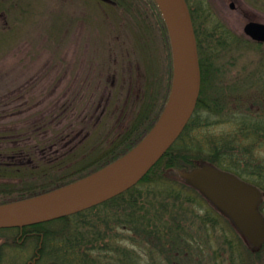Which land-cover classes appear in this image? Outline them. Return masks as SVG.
<instances>
[{
    "label": "trees",
    "instance_id": "obj_1",
    "mask_svg": "<svg viewBox=\"0 0 264 264\" xmlns=\"http://www.w3.org/2000/svg\"><path fill=\"white\" fill-rule=\"evenodd\" d=\"M99 1L110 4L121 18L127 19L133 34L140 41V57L145 67L140 80L138 75L136 78L133 76L132 84L127 90V97L132 96V92L136 95L139 89L141 90L133 122L123 132L112 137L104 148L98 146V151L103 149L93 154L91 144L88 142L87 146L85 138L75 140L88 129V116L78 114L80 128L72 122L64 124L69 108L64 103L59 104L60 117L54 119V111H51L49 119L36 123L42 130H56L52 140L40 136L38 143L44 146L43 149H39L37 145L34 149L31 147L26 150L27 146H22L26 138L18 135L15 137L13 154L8 156L3 164L0 159V204L61 187L117 160L143 139L165 107L173 80L169 39V56L167 54V62L162 64L151 49L152 44L149 47V41L145 38L149 35H144L141 28L153 16L157 26L164 27V34L168 38V30L157 2ZM187 1L195 28L202 72L201 94L192 118L175 144L133 188L87 211L17 229L28 240L35 239L41 244L40 249L38 248L39 254H47L46 247L58 241L57 237L62 234L66 236V240L60 241L65 252L75 247L114 252L116 249L106 245V237L115 235L112 232L123 226L133 231V242L137 241L140 246L148 249L153 257L159 254L154 260L152 257L151 264H185L179 260L181 255L185 258L195 254L197 258H201L197 248H200L206 227L216 224L217 219L211 218L208 213L199 214L198 211L202 210L200 199L203 198L213 209L225 215L180 175L183 171L203 164L214 165L257 185L264 197V160L256 155V150L264 146V70L256 72L260 76L257 80H252L248 74L244 77L247 80L244 79L240 83H237V78L235 84L224 82L223 70L220 64L215 65L214 59L219 57V52L224 51L225 47L238 49L240 44L231 38L221 23L211 22L206 10L195 9L191 0ZM151 11L153 14H149ZM150 35L155 38L158 31L157 34L152 31ZM152 43L154 45L155 41ZM256 73L253 76H256ZM216 124L231 125L232 128L214 134L209 128ZM5 146L0 144V151L6 149ZM67 147L70 148L66 150ZM108 205H112V211L108 209ZM262 207L261 201L260 209ZM100 208L104 210L102 213L95 216L93 214L79 222L80 226L75 229L64 228L58 236L47 230L49 225L62 224ZM186 211L193 213L195 221L193 218H187ZM107 232L111 234L108 235ZM70 233H73L74 238L68 235ZM238 234V245H241V235ZM100 241L103 245L98 244ZM228 241L229 248H232L233 240ZM13 243L15 246L19 245L16 241ZM248 246L253 249L249 244ZM214 252L215 259H218L220 253ZM253 252L257 251L249 250L246 255L254 259L259 253ZM121 253L119 264L132 263L134 255L130 251L123 250ZM72 255L75 259L72 264H101L95 257L88 259L84 254ZM233 255L231 254V261ZM191 262L188 264H195Z\"/></svg>",
    "mask_w": 264,
    "mask_h": 264
},
{
    "label": "rangeland",
    "instance_id": "obj_2",
    "mask_svg": "<svg viewBox=\"0 0 264 264\" xmlns=\"http://www.w3.org/2000/svg\"><path fill=\"white\" fill-rule=\"evenodd\" d=\"M231 1L191 0V3L195 9L206 10L211 22L221 23L231 38L240 44L238 49L225 47L224 51L219 52V57L214 59L215 65L220 64L223 70L224 82L235 84L237 78V83H240L248 74L252 80H257L260 76L256 72L264 70V44L252 41L246 36L243 28L245 23L256 15L264 22V0H237L234 9L230 7ZM29 2L27 11L30 14L25 17L19 15V10L15 9L12 55L6 56L5 46L0 48V144L6 145V149L0 151L1 162H6L7 157L14 152L12 148L15 144V134L21 133L19 135L24 136L25 133L22 132L27 128L26 121L31 124L32 120L42 116L45 109L64 99L71 104L72 101L78 103L82 108L90 99L96 105L99 98H102L107 84L113 86L115 83L114 87H118L123 72L130 71L131 76H137L140 72L139 68L131 65L135 59H141L140 41L127 29H119L118 18L121 16L111 5L99 0H74L70 3L60 0ZM255 73L256 76H253ZM126 77L128 78L129 74L125 75V79ZM137 106L138 100L136 103L130 101L125 106L122 99H114L105 115L101 112L103 106L97 113L99 119L95 118L90 122L93 124L97 121L96 125H89L75 140L89 137L86 142H90L93 154L100 152L114 134L131 126ZM113 108L116 110H112ZM77 111L79 108H73L71 113ZM84 112L87 116L91 113L86 110ZM76 115L69 120L74 121ZM78 124L76 117L73 125L80 128ZM231 128V125L216 124L210 127L209 131L218 134ZM88 131L90 132L87 133ZM6 134H9V137H6ZM55 134L56 130H50L41 138L52 140ZM38 142L37 137H30L31 146L38 145ZM98 146L103 148L98 151ZM256 155L264 160V146L256 150ZM261 201L263 207L260 210L264 217L263 196ZM200 202L202 210L198 211L199 214L208 213L211 218L217 219V223L209 224L204 231L200 248H197L201 258H197L195 254L185 258L181 255L179 260L183 261L182 263L188 264L192 261L191 263L195 264H264V245L250 249L246 239L234 223L231 224L229 218L213 209L203 198ZM111 207L112 205H108V209L112 211ZM103 211L100 208L86 215L76 216L65 223L49 225L47 230L58 236L62 229H75L80 226L79 222ZM185 214L187 218H193V213L186 211ZM238 233L241 235V245H238ZM16 234V230L0 231V264H27L35 256L37 240L22 241V235L15 236ZM107 234L110 235L111 232ZM112 234L115 235L106 237L105 243L116 249L114 252L85 250L81 247L74 248L76 252L74 249L65 252L60 244L62 239L66 240V236L62 234L57 237L58 241L46 247L47 254H43L41 260L35 264H72L75 260L72 254H84L88 259L95 257L101 264H119L122 248L136 257L135 264H151L153 255L137 241L131 240L133 231L120 226ZM68 235L74 238L73 233ZM228 240H233L232 248H229ZM13 241L19 245H13ZM98 244L103 245V242ZM249 250L259 254L253 252L258 255L254 259L251 256L250 259L246 255ZM214 251L220 253L218 259H215Z\"/></svg>",
    "mask_w": 264,
    "mask_h": 264
},
{
    "label": "water",
    "instance_id": "obj_3",
    "mask_svg": "<svg viewBox=\"0 0 264 264\" xmlns=\"http://www.w3.org/2000/svg\"><path fill=\"white\" fill-rule=\"evenodd\" d=\"M165 17L174 54L169 101L143 140L124 156L60 188L0 204V229L43 223L94 207L135 186L178 139L200 95L201 70L193 22L186 0H157ZM244 31L264 43V24L248 22ZM218 209L226 213L252 246L264 243L261 190L211 165L183 173Z\"/></svg>",
    "mask_w": 264,
    "mask_h": 264
},
{
    "label": "flooded vegetation",
    "instance_id": "obj_4",
    "mask_svg": "<svg viewBox=\"0 0 264 264\" xmlns=\"http://www.w3.org/2000/svg\"><path fill=\"white\" fill-rule=\"evenodd\" d=\"M65 3L67 2H73L74 0H60ZM231 2H234L236 4L237 0H232ZM29 0H0V48L3 45V48L5 46V53L6 56H11L13 53V46H12V40L14 37V20H15V9L19 10V15L24 17L28 15V8H29ZM150 5V4H148ZM30 14V13H29ZM149 14H153V11H151ZM260 21V19L256 16H254L251 20L249 21ZM263 22V21H262ZM147 24H144L141 28L143 31V34H148L149 37H145L147 40H149L152 44L151 49L157 54L158 59L161 63L167 62V54H168V49H167V37L164 34V27L161 26L159 28L156 24V19L155 17H151L149 21H146ZM139 28V30L141 29ZM152 31H158V35H155V38L150 35ZM159 37V39L157 38ZM153 40L155 41L153 45ZM149 44V47L150 45ZM5 56V57H6ZM137 68L141 70V65L138 63ZM141 73L138 75V78L140 80ZM115 86V83H113V87ZM108 86L105 87L104 90V95L102 98L99 99V104L97 107L94 108V114H97L100 109L102 108L101 112L102 115L106 114V111L108 107L110 106L111 102L116 99L114 97V92H108ZM141 90L139 89V92L137 95H140ZM118 97H121V95H118ZM130 98V95L128 96ZM120 99V98H118ZM104 104V105H103ZM127 104V102H125ZM89 105L91 108H93V102L90 101ZM103 105V106H102ZM112 110H116V108H113ZM93 114V115H94Z\"/></svg>",
    "mask_w": 264,
    "mask_h": 264
},
{
    "label": "bare ground",
    "instance_id": "obj_5",
    "mask_svg": "<svg viewBox=\"0 0 264 264\" xmlns=\"http://www.w3.org/2000/svg\"><path fill=\"white\" fill-rule=\"evenodd\" d=\"M155 255H156V256H154V257H153V260H154V258H157L159 254H158V255H157V254H155Z\"/></svg>",
    "mask_w": 264,
    "mask_h": 264
}]
</instances>
